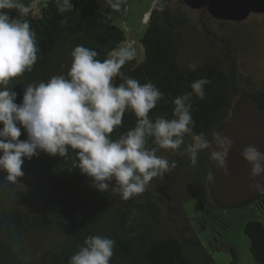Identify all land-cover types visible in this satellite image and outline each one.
I'll use <instances>...</instances> for the list:
<instances>
[{"label":"trees","instance_id":"1","mask_svg":"<svg viewBox=\"0 0 264 264\" xmlns=\"http://www.w3.org/2000/svg\"><path fill=\"white\" fill-rule=\"evenodd\" d=\"M23 15L6 10L14 20H27L36 34L38 59L30 71L13 78L10 89L17 92V103L28 84L47 82L52 76L66 75L71 67V52L77 45L94 49L101 61L111 58L126 40L122 27L113 22L101 0H72L73 8L61 13L55 0H21ZM187 19L179 9L157 1L150 12L147 27L140 39L142 57L126 63L121 71L141 84L151 82L163 93L150 111L155 121L160 116L172 119L173 101L191 91L190 85L206 77L205 98L192 97L193 134L221 133L225 128L241 133L234 99L240 92L239 74L225 34L215 38L225 43L226 66L211 61L194 66L180 60L181 34ZM227 23V22H221ZM115 84L121 82L117 77ZM251 100L259 114L264 113V85L254 88ZM234 116L235 121H231ZM123 125L112 133L116 139L135 125V114L126 110ZM22 129L21 139H26ZM192 135L177 151L158 148L151 138L146 146L156 148V155L176 162L169 180L178 178L186 166L185 147ZM75 153L67 158L51 156L43 151L25 159L24 175L6 182L0 171V264H69L70 257L88 236H104L115 241L110 264H217L212 253L214 236L209 234L207 246L181 208L183 229L177 228L164 213L165 199L146 190L128 200L110 188L105 192L93 187L91 178L73 167ZM264 187V183L261 185ZM195 196V195H194ZM197 208L203 225L213 229L232 230L238 220L247 216L243 231L249 239V250L255 264H264V193L251 190L227 201L210 202L198 195ZM247 210V213H244ZM221 242L215 249L224 248ZM236 259V251L229 248ZM198 256L200 260L198 259Z\"/></svg>","mask_w":264,"mask_h":264},{"label":"clouds","instance_id":"2","mask_svg":"<svg viewBox=\"0 0 264 264\" xmlns=\"http://www.w3.org/2000/svg\"><path fill=\"white\" fill-rule=\"evenodd\" d=\"M58 11L73 8L72 0H55ZM119 10L121 0H106ZM25 7L21 0H0V171L4 181L15 182L24 175L22 165L43 151L51 156L68 157L75 153L72 168L91 178L100 192L112 189L123 200L146 190L153 178L176 167V162L157 156L156 148L146 146L151 138L160 149L177 151L187 144L193 166L201 151L210 150V159L228 175L227 157L232 140L213 133V142L205 134H193L192 97L205 98V86L211 81L200 78L191 83V91L177 96L172 119L160 116L153 121L149 113L163 93L153 83L141 84L121 69L134 58V52L121 46L111 58L96 59L94 49L77 45L66 75L52 76L47 82L28 84L22 101L7 87L10 81L30 71L37 62L36 34L27 20L11 18L6 10ZM190 67L193 68L194 66ZM119 77L117 85L113 81ZM135 114V125L113 139L112 133L123 125L126 110ZM22 129L27 138L21 139ZM251 165L253 178L264 175V152L249 145L242 151ZM209 180L213 177L209 174ZM256 187L264 193V187ZM115 241L104 236H88L69 259V264H110Z\"/></svg>","mask_w":264,"mask_h":264},{"label":"rangeland","instance_id":"3","mask_svg":"<svg viewBox=\"0 0 264 264\" xmlns=\"http://www.w3.org/2000/svg\"><path fill=\"white\" fill-rule=\"evenodd\" d=\"M101 1L105 3L113 22L125 31L126 40L122 46L133 51L138 59L143 53L140 39L147 27L153 5L157 1H168L171 7L179 9L187 19L181 34L180 60L191 66L208 61L221 67L226 66L225 43L205 36L199 24L198 10L189 8L182 0H121L119 10H113L106 0ZM214 28L220 35L223 33L228 38V54L237 66L240 92L234 99V104L238 105L236 115L239 123L245 128L238 133L227 127L220 133L232 140L227 157L229 174L225 175L224 170L210 159V150L199 153L195 166L191 164L186 152L183 157L186 167L181 169L177 179L169 180L167 172L153 178L147 186L154 193L163 196L164 213L170 221L176 223L177 228L183 229L181 210L177 207L180 202L191 224L200 230V238L206 246L209 234L214 236V248L207 246V249L217 264H255L249 250V239L243 231L247 216L241 217L232 230L221 229L222 232H219V229H213L209 224L203 225L202 212L196 206L199 194L210 202L227 201L232 196H243L251 190H257L256 185L264 183V175L255 178L251 176V165L242 156L243 149L249 145L264 152V113L259 114L251 102L254 88L264 85V14L254 15L246 22H217ZM231 121H235L234 116ZM208 140L215 147L213 137ZM209 174L212 175V180H209ZM221 242L225 247L215 249ZM229 248L235 249L236 259ZM198 259L200 260L199 256Z\"/></svg>","mask_w":264,"mask_h":264},{"label":"water","instance_id":"4","mask_svg":"<svg viewBox=\"0 0 264 264\" xmlns=\"http://www.w3.org/2000/svg\"><path fill=\"white\" fill-rule=\"evenodd\" d=\"M189 8L206 7L215 18L241 21L251 12L264 13V0H182Z\"/></svg>","mask_w":264,"mask_h":264},{"label":"flooded vegetation","instance_id":"5","mask_svg":"<svg viewBox=\"0 0 264 264\" xmlns=\"http://www.w3.org/2000/svg\"><path fill=\"white\" fill-rule=\"evenodd\" d=\"M195 10H198L199 12V24H200L202 32L204 33L205 36L212 37V38H215L216 34L218 33L217 30L214 28V24L217 22H246L254 15L264 14V13L251 12L248 15V17L245 18L244 20L236 21V20H222V19L215 18L209 13L206 7H201Z\"/></svg>","mask_w":264,"mask_h":264},{"label":"crops","instance_id":"6","mask_svg":"<svg viewBox=\"0 0 264 264\" xmlns=\"http://www.w3.org/2000/svg\"><path fill=\"white\" fill-rule=\"evenodd\" d=\"M250 264H253L252 262H250Z\"/></svg>","mask_w":264,"mask_h":264}]
</instances>
